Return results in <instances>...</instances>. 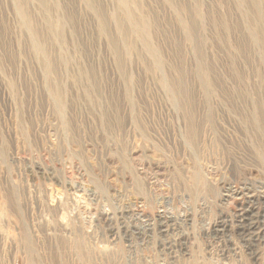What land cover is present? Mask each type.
Wrapping results in <instances>:
<instances>
[{
	"label": "rangeland",
	"instance_id": "374dc122",
	"mask_svg": "<svg viewBox=\"0 0 264 264\" xmlns=\"http://www.w3.org/2000/svg\"><path fill=\"white\" fill-rule=\"evenodd\" d=\"M47 1L26 7L50 73L17 0H0V264H264V23L249 1L130 0L146 36L117 20L120 0H90L107 33L88 0Z\"/></svg>",
	"mask_w": 264,
	"mask_h": 264
},
{
	"label": "bare ground",
	"instance_id": "6f19581e",
	"mask_svg": "<svg viewBox=\"0 0 264 264\" xmlns=\"http://www.w3.org/2000/svg\"><path fill=\"white\" fill-rule=\"evenodd\" d=\"M15 1V0H14ZM39 2V4L43 7L44 11L47 13V11L49 10V4L47 0H37ZM86 2V0H84ZM88 4L89 7L91 8L92 11H94L98 16H99V21H100V26L102 27V30L104 31V33H107L109 32L108 31V22H107V18L106 16L103 14V10L100 9L99 6L95 5L92 3V1L88 0ZM130 0H120V2L122 3L121 5H123L125 8H123L125 10L124 14L122 13V11H117L116 14H115V17H117V20L120 21L121 23L122 22H126V21H129L130 23H132V27L135 31L137 32H140L142 34H144V36L147 35V32L149 33L152 29V26H151V23L149 20H147L145 17H143L144 19H142V21H139L136 16L134 15V13L130 10H128L127 8V5L129 3ZM139 1V0H138ZM250 6L252 7V13H254V15L259 18V22L260 23H264V10L261 9L259 5V1L260 0H248ZM119 2V3H120ZM261 2V1H260ZM17 7H18V11L20 12V14L22 15V27L29 31L32 36H33V40H34V46L36 47V50L38 49V51L41 52L42 54V59H43V63L46 67V70H48V72H52V70H54V61L53 59L50 57V54L48 53V48H47V44L45 41L41 40L39 37H38V33H39V30L35 27V24L33 23L31 17H30V14L27 10V7H26V0H17ZM123 10V11H124ZM123 15V16H122ZM20 16V15H19ZM182 19V22L185 24L186 28H187V33L189 36L191 37H195L193 35L194 33V29H193V26L191 25V23L189 21H187V19H184V18H181ZM48 21V20H47ZM46 22L47 24V28L51 31H53L52 35L55 34V30L57 29L56 27H54L53 25H51L49 23V21ZM70 21L72 22L73 21V17H70ZM64 22V21H63ZM119 22V23H120ZM75 24V23H74ZM126 24V23H125ZM45 25V24H44ZM66 25V24H65ZM121 25V24H120ZM258 26V25H257ZM124 27V26H123ZM127 29V28H126ZM132 29V30H133ZM253 29V28H252ZM59 30V29H58ZM101 30V31H102ZM119 30L123 32V30L119 27ZM129 30V29H128ZM131 31V30H130ZM49 32V31H48ZM59 32V38L62 39L64 37L63 35V32L58 31ZM124 33V32H123ZM51 34V33H50ZM129 35V34H128ZM56 36V37H57ZM56 37L54 36L53 38L56 39ZM49 39V38H48ZM58 39V38H57ZM59 39V40H60ZM126 39V38H125ZM253 39L258 43V45H260L261 47H264V30L262 29H255L253 31ZM53 40V39H52ZM146 40V38H145ZM197 40V39H196ZM54 41V40H53ZM126 41V40H125ZM125 41L123 42V44H125ZM148 42H146L150 52L154 49L150 43L149 40H147ZM202 41V40H201ZM56 42V41H55ZM63 42V41H62ZM127 43V42H126ZM199 44V43H198ZM128 45V44H127ZM136 48V47H135ZM134 48V49H135ZM130 49V48H129ZM198 49V48H197ZM196 49V50H197ZM148 50V51H149ZM158 50V49H157ZM155 51V50H154ZM159 51V50H158ZM135 53V52H133ZM156 53V52H155ZM37 54V53H36ZM121 54V52H120ZM153 54V57L155 60H154V63L160 67L162 66V59L161 57H159L158 55L154 54V52L152 53ZM150 55V54H149ZM71 58V57H70ZM264 59V58H263ZM202 60V59H201ZM125 61V60H124ZM54 68V69H53ZM124 70V69H123ZM181 76V75H180ZM181 79V78H179ZM206 83V82H205ZM178 85V84H177ZM175 85V86H172L171 87V90L175 97V100H178L179 101V106H181V108H185L184 106V102H183V98L180 99L181 97H184V92L186 91L185 88H178V86ZM210 85H211V80H209L207 83H206V89L207 90H210ZM51 92L53 94V96L55 97L56 100L60 101L63 99V95H62V88L58 87V86H55V85H52L51 86ZM90 92V91H89ZM53 97V98H54ZM53 100V99H52ZM188 101V100H187ZM55 102V101H54ZM61 102V101H60ZM190 102V100H189ZM56 104V103H55ZM63 104V103H62ZM58 104H56L57 106ZM59 110V109H58ZM60 111V110H59ZM192 116V115H191ZM189 117V116H188ZM256 124H260L262 122V119H260V117L262 118V116H260V112L256 114ZM263 125V124H262ZM259 127V126H258ZM263 129V128H262ZM194 128L192 126H190L189 128V133H188V136H187V139L189 142L191 143H195L196 142V139H197V134L194 133ZM188 132V131H187ZM198 176V175H197ZM199 178V176H198ZM199 182V179L197 180Z\"/></svg>",
	"mask_w": 264,
	"mask_h": 264
}]
</instances>
